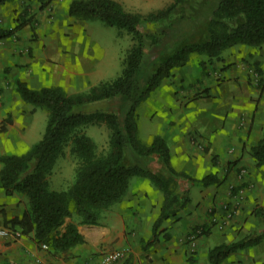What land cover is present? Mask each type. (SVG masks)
Listing matches in <instances>:
<instances>
[{
    "label": "trees",
    "instance_id": "16d2710c",
    "mask_svg": "<svg viewBox=\"0 0 264 264\" xmlns=\"http://www.w3.org/2000/svg\"><path fill=\"white\" fill-rule=\"evenodd\" d=\"M8 0H0V7ZM71 17L100 19L132 35L121 73L101 80L88 90L68 93L58 84L31 87L21 78L15 80L22 100L47 111V125L41 139L22 153L0 154V181L7 194L19 192L27 197L28 207L21 216L6 222L20 235L33 234L34 240L54 250L67 252L85 242L77 223L60 227L68 217L79 223L97 224L103 212L121 201L135 176L149 178L164 194L160 214L153 225V240L162 223L191 201L190 187L220 184L216 173L200 179L173 165L167 140L155 134L145 142L139 133L138 107L149 98L174 69L186 65L192 54L219 57L238 44L260 46L264 43V0H173L157 11L142 14L127 10L118 0H71ZM27 10L14 29L0 28V38L33 22ZM33 27V24H32ZM149 50L154 52V58ZM151 58L149 71L144 66ZM90 103L95 108L87 110ZM99 103V106H98ZM108 104L105 107V104ZM12 122L10 115L2 130ZM90 124H105L110 130L109 147L99 152L95 140L83 131ZM70 144L76 157L75 177L71 185L57 190L50 177L57 160ZM256 166L264 165V130L251 147ZM259 224L256 230L230 241L214 245L208 251L210 264H222L232 253L264 241V208L254 210ZM197 236L210 233L211 225H197ZM152 241V240H151Z\"/></svg>",
    "mask_w": 264,
    "mask_h": 264
},
{
    "label": "crops",
    "instance_id": "0c3cea01",
    "mask_svg": "<svg viewBox=\"0 0 264 264\" xmlns=\"http://www.w3.org/2000/svg\"><path fill=\"white\" fill-rule=\"evenodd\" d=\"M22 1L24 0H8L7 4L0 7V28L14 29L19 23L18 9ZM27 1L32 2V0ZM118 1L124 6L131 4V0ZM166 1L135 0V5L163 7ZM43 26L38 27L37 32H34L33 27L26 24L15 30L11 36L0 38L2 101L9 97L8 93L11 89L16 91L17 78L26 81L33 88H40L44 84H58L68 93L81 92L77 89L67 90L70 87L79 88L83 84L91 87L98 83L92 80V77L95 73L94 62L102 56L101 46L98 43L90 46L86 41L84 42L83 33L80 31L85 30H66L57 22L49 27ZM86 57L89 58L86 59ZM186 67L174 72V78L170 77L174 81L168 79V82L162 84V87H168L169 96H166L170 98L162 107L164 114L160 116L162 117V122H159L161 129L156 134L167 140L172 152V161L177 156L176 152H179L183 159L182 166L177 165L176 161H173V165L197 177L195 169L198 165H194V168L191 160L194 159L197 162L206 157H203L200 148L197 150L196 146L190 142V136L194 134L193 132H197L206 142L211 141L215 149H222L225 141L212 137L216 134L228 136L227 131L230 129L229 126L226 127L228 120L232 119L230 116L233 112L238 113V111V117L250 119V122L245 123L247 126L240 129V136L244 140L238 153L242 159L238 162H243L247 159V152L249 150L251 152V147L261 138L264 130V122L261 121L264 119V94L261 95L259 92L255 99H248L251 97L249 95L244 100L241 98L236 101L237 98L234 99L223 93L221 88L224 87V83L212 84L211 88L205 82L196 85L195 82L189 81V70ZM183 84L187 88L183 89ZM208 86L210 91L206 88ZM215 86L219 90L217 95L220 99L222 98L221 101L224 104L219 107L208 105L210 101L208 93L216 96L213 92ZM16 93L18 100L24 103L17 91ZM232 102L236 103V107L230 108ZM5 105L3 102L2 106ZM25 105V103L20 104L19 107L23 109L26 108ZM17 109L19 108L15 110ZM4 114L0 112V120L1 115ZM31 114L33 113L28 110L25 113L14 114L10 126L16 136L12 137L13 139H3L4 136L0 134V154L25 152L34 144H29L30 142L27 141L28 132L31 131L30 121L33 117ZM18 136L21 137V140L17 141L19 148L14 150L12 147ZM195 152H197L196 155H194ZM1 167L0 162V170ZM227 171L226 177L224 174L220 184L201 187L196 193L191 185V201L162 223L155 240H153V225L160 214L164 194L149 178L136 176L134 182L130 180L129 189L124 198L106 209L99 223L77 224L79 232L85 238L84 243L63 252L51 247L43 248L42 244L34 240L33 234L0 235V264H101L107 252L123 253L122 257L110 264H210L208 251L211 247L236 240L249 233L244 232L245 222L239 221L229 224L223 230L213 226L208 234L199 237L192 235L195 226L210 220L207 214L210 205L214 204L220 208L222 202L226 198L229 199L227 186L229 181L235 179V169ZM138 177L141 178L138 179ZM135 183L139 184V189ZM194 187L197 188V186ZM133 195L142 198V201L140 202L139 199L129 201ZM157 198H160V201H157ZM27 207L26 196L19 192L7 194L0 181V228L7 227L6 222L15 216H21ZM192 238L195 239L192 240ZM250 248L232 253L222 264H261L264 256L255 250L254 252L249 250Z\"/></svg>",
    "mask_w": 264,
    "mask_h": 264
},
{
    "label": "rangeland",
    "instance_id": "374dc122",
    "mask_svg": "<svg viewBox=\"0 0 264 264\" xmlns=\"http://www.w3.org/2000/svg\"><path fill=\"white\" fill-rule=\"evenodd\" d=\"M172 1L173 0H167L163 7H166ZM70 2L71 0H32V2L28 3L27 0H24L20 4L18 14L21 19L25 10L29 12L28 16L31 15L33 20V22L29 24L31 27L33 24V29L35 30L34 32H37V29L40 26L44 25L49 27L52 23L56 22L60 24L61 28H65L66 30H85L80 31L83 33L84 37L82 40L84 42L86 41L90 46L96 45V43H98L102 49V56L96 62H94L95 73L92 77V80L96 81L97 83L102 79L107 80L115 78L121 73L123 68L122 59L126 51L133 44L132 35L126 31H122L120 33L116 26L108 25L100 19L83 20L71 17L68 14ZM130 3V6L124 7L127 10L140 12L142 14H148L149 12L157 11L158 9L163 8L137 6L135 5V0H131ZM149 54L154 58V52L149 50ZM88 58L89 57H86V59ZM151 58L147 57V61H145V73L149 71L150 65L152 63ZM184 66H187L186 68L189 70V81L195 82L196 85L205 82L207 85L209 84L211 88L212 84L218 85L220 83H224V87L221 88L223 89V93H226L229 97H233L234 99L237 98L236 101L241 98L244 100V98L246 96L249 97V95L251 97L248 99H255L259 92H261V95L264 94V43L260 46L238 44L234 47L224 50L218 58L215 57L213 59H210L207 54L194 53L192 54L189 62ZM184 66L175 68L173 73ZM170 77L164 79L162 84H164V82H168V79H171L170 81H174V76L173 78ZM162 84L156 90H154L149 98L143 101L138 107L139 133L140 137L145 142H150L153 139V136L157 132L159 133L161 129L159 122H162V117L160 116L164 114L162 107L170 98L168 97V87H162ZM182 86L183 89L187 88L185 84ZM209 86L206 88H208L210 91L211 89ZM89 88L90 86L83 84L79 86V88L70 87L67 90L74 91L77 89L78 91H86ZM217 90V86L213 87V92L216 94V96H214L213 93H208V97L210 98V101L208 102L209 106L219 107L224 105L221 101L222 98L220 99V96L217 95ZM8 95L9 97L6 98L5 101H2V97L0 96V112L3 114L5 113L4 115H1L2 117L0 120V134L4 136L3 139H13L16 136V133H14L13 129H11L10 123L7 124L6 130H2L3 121L7 118V116L10 115L13 122L14 114L25 113L28 110L33 113L31 114L33 117L30 121L31 131L28 132L29 138L27 141L30 142L29 144L37 142L39 139H41L46 129L48 118L47 111L41 107H38L37 110L32 112L33 105L26 102H24L26 104V108L22 109L19 107V105H24V103H21L18 100L16 91L11 89ZM3 102H5V106H2ZM233 102L230 103V108L236 107V103L233 104ZM94 104L95 103L88 104L87 110H92L95 108L96 105ZM107 106L108 104L106 103L105 107ZM16 108L19 109L15 110ZM238 114L239 111L238 113L233 112V115L230 116L232 119L228 120L229 122L227 123L226 127L229 126L231 129V131L230 129L227 131V133H229L228 136L220 134L213 135L212 138L217 140L223 139L225 141L222 145V149L220 150L215 149L211 141L206 142L204 138L202 139L197 132H193L194 134L190 136V142L196 146L195 148L197 150L199 148L201 149L203 157H206V159H201V161L197 162L193 159L191 160V165L194 168L198 165V167H196L198 170L195 169L198 179L210 172L220 175V178H224V174L226 177L228 173L227 170L235 169V179L229 181L227 186L229 199L226 198L220 205V208L216 207L214 204L210 205V207L207 209V214L210 216V220L206 223L211 225V227L217 226L218 229L223 230L233 222L244 221V226L246 227L244 232L247 233L256 230V226L259 224V220L254 214L255 208L257 206L264 208V165L261 167L256 166L255 159L250 150H247V159L243 162H238L242 159L238 153L240 152L239 148L241 147L242 141L244 140V138L240 136V129H243L247 126L245 124L246 122H250V119L247 120L242 116L238 117ZM261 121L264 122V119ZM232 126L233 128H231ZM83 131L95 140L96 144L98 145L99 152L107 150L109 147L111 130L105 124L86 125L83 127ZM20 138L21 137L18 136V139L14 140V145L12 147L14 150H18L19 146H17V141ZM70 148L71 146L69 144L65 149L64 155H62L57 160L56 165L54 166V171L50 177L51 187L54 189H65L74 181L77 159L71 153ZM176 153L177 156L173 161H176L177 165L182 166L183 159L179 155V152ZM196 154L197 152L194 153V155ZM200 162L202 164H200ZM200 171L201 174L198 175ZM135 178L136 176L132 177L131 182H134ZM140 178L141 177H138V179ZM135 185L137 189H139V184L135 183ZM192 185L193 190H196L194 193H196L198 189L200 190L201 187H208L203 186L201 182H196L195 185ZM194 186H197V188L195 189ZM135 195H133L134 197L132 196V199H129V201H133V199H139L141 202L142 198L138 196L137 198ZM137 200H135V202H137ZM156 200L160 201V198H157ZM68 219H71V221H67ZM74 220L79 221L78 216L74 215L73 217H68L60 229L64 230L65 226L69 222H75L77 224L79 223ZM199 229L200 228H193L192 235L197 237V233L200 231ZM193 239L195 238H192V240ZM47 246L49 247L48 244ZM249 250L253 252L255 250L256 252H259L261 256H264V242L253 246ZM225 261L227 260H224L223 263ZM261 264H264V260L261 262Z\"/></svg>",
    "mask_w": 264,
    "mask_h": 264
},
{
    "label": "built area",
    "instance_id": "2783aa9c",
    "mask_svg": "<svg viewBox=\"0 0 264 264\" xmlns=\"http://www.w3.org/2000/svg\"><path fill=\"white\" fill-rule=\"evenodd\" d=\"M0 235L1 236H8V235L20 236V232L12 230L9 227H1ZM42 246L43 248L48 247L46 243L42 244ZM122 256H123V253L121 252H107L101 264H110V262H113L114 260L119 259Z\"/></svg>",
    "mask_w": 264,
    "mask_h": 264
}]
</instances>
